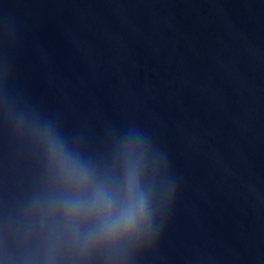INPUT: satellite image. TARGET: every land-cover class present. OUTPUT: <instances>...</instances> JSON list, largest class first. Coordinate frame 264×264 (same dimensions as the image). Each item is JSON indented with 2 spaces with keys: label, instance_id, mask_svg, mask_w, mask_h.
I'll list each match as a JSON object with an SVG mask.
<instances>
[{
  "label": "water",
  "instance_id": "95a60500",
  "mask_svg": "<svg viewBox=\"0 0 264 264\" xmlns=\"http://www.w3.org/2000/svg\"><path fill=\"white\" fill-rule=\"evenodd\" d=\"M33 121L97 157L148 135L176 199L130 264H264V0H0V207Z\"/></svg>",
  "mask_w": 264,
  "mask_h": 264
},
{
  "label": "clouds",
  "instance_id": "9594fccd",
  "mask_svg": "<svg viewBox=\"0 0 264 264\" xmlns=\"http://www.w3.org/2000/svg\"><path fill=\"white\" fill-rule=\"evenodd\" d=\"M37 167L30 185L0 207V264H130L153 249L176 199L148 135L130 126L103 157L51 123H32Z\"/></svg>",
  "mask_w": 264,
  "mask_h": 264
}]
</instances>
